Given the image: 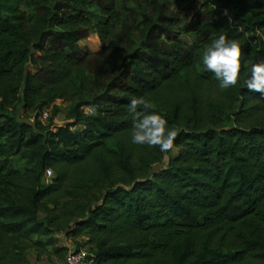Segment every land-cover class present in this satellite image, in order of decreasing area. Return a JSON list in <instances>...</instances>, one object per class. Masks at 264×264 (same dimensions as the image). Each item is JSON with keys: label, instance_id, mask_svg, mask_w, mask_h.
<instances>
[{"label": "trees", "instance_id": "1", "mask_svg": "<svg viewBox=\"0 0 264 264\" xmlns=\"http://www.w3.org/2000/svg\"><path fill=\"white\" fill-rule=\"evenodd\" d=\"M120 1L0 0V264L61 254L58 232L97 264H264V96L238 80L219 99L194 46L153 39L175 13L139 19ZM201 1V42L264 25V0ZM94 32L99 49L82 43ZM137 97L180 129L171 150L132 143Z\"/></svg>", "mask_w": 264, "mask_h": 264}, {"label": "rangeland", "instance_id": "2", "mask_svg": "<svg viewBox=\"0 0 264 264\" xmlns=\"http://www.w3.org/2000/svg\"><path fill=\"white\" fill-rule=\"evenodd\" d=\"M158 4L159 7L164 9V12H166L167 15L173 16L175 13L174 19V32L172 34H158L155 33L153 35V39H161L164 41V43L167 44V46L173 45V42L171 41L172 38H178L181 43L184 46V49L186 50V47H189L190 45L194 46L195 53H196V69L200 72H204L207 68L202 63V55L204 50L212 43L211 40L209 42H201L198 37V32L196 30V27L194 26V21L197 16H199L204 11V6L202 4L201 0H121L120 4H122L125 8L128 9L129 13L132 16H136L138 14V18L142 19L145 14H156V10H154L153 4ZM89 18L91 19V22L96 25L97 23H100L102 21L106 20V17L101 13L98 6L95 4H92L90 7V13ZM140 21V20H139ZM95 28V27H94ZM259 33V34H258ZM144 37V35H143ZM36 32H33L32 40L35 41L36 39ZM264 43V25L260 26L258 29L252 32H247L243 36V38L239 41L241 44H247L250 47V50L248 53L244 56H242V70L239 76L240 84L243 86L246 85V80L249 77L250 74V66L255 63V61L259 60L260 62L263 61V55L264 50L261 48V43ZM83 44L88 45L92 49H99L102 46V42L100 41V38L98 37L97 32H94L91 38L85 39L82 41ZM170 47V48H171ZM117 48H115L116 50ZM114 48L111 49L109 55L113 56L114 54ZM147 57L146 50H143L139 54L140 59H144ZM118 66V62H115L114 64H109V69L114 70ZM215 90H216V96L219 99H222L223 101H232V99L228 98L227 92H224V90L220 87V81L215 82ZM242 87V86H241ZM223 90V91H222ZM241 98H238L233 102V105L229 106L228 113L234 114L241 103ZM59 104H63L61 100L57 101ZM22 105L20 104V107ZM92 108H87V111L89 113H92ZM46 111H48V117L46 119L42 120L47 123L51 117V108H47ZM94 111V110H93ZM20 112V111H19ZM64 115L59 114L56 118L57 123H63ZM232 124L229 122L228 124L224 125V127H231ZM77 127H82L77 126ZM177 150H173V154L176 153ZM170 156L168 153H165V157L162 161L156 163L153 165L152 172H158L159 170L166 168L169 163ZM152 173V174H153ZM50 177L46 178V181H48ZM55 237L57 238L58 245L62 248V252L59 255H54L53 253H44L42 254L41 258L37 260L36 256L34 254L30 255L32 264H64L66 261V257L68 253L71 250L76 249V244L73 240H71L69 237H67L64 233L58 232L55 234ZM84 249L89 250L91 247L90 245H83Z\"/></svg>", "mask_w": 264, "mask_h": 264}, {"label": "clouds", "instance_id": "3", "mask_svg": "<svg viewBox=\"0 0 264 264\" xmlns=\"http://www.w3.org/2000/svg\"><path fill=\"white\" fill-rule=\"evenodd\" d=\"M242 56L239 41L221 34L204 50L202 63L220 81V87L227 89L235 86L239 80ZM250 73V78L246 80L248 90L264 96V62L252 64ZM150 107L144 97L130 101L128 112L132 119V143L158 146L161 152H167L173 148L180 129L176 126L169 127L161 115L149 112Z\"/></svg>", "mask_w": 264, "mask_h": 264}, {"label": "built area", "instance_id": "4", "mask_svg": "<svg viewBox=\"0 0 264 264\" xmlns=\"http://www.w3.org/2000/svg\"><path fill=\"white\" fill-rule=\"evenodd\" d=\"M48 115V111L45 110L41 115V119H46ZM52 175L53 171L51 169H48L46 176L50 177ZM64 264H97V259L96 255L90 250L80 248L71 250L66 257V261Z\"/></svg>", "mask_w": 264, "mask_h": 264}]
</instances>
